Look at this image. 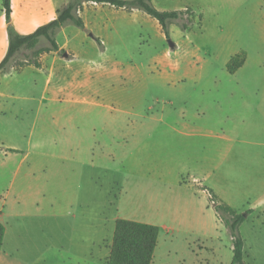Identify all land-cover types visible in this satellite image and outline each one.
<instances>
[{
    "label": "rangeland",
    "instance_id": "1",
    "mask_svg": "<svg viewBox=\"0 0 264 264\" xmlns=\"http://www.w3.org/2000/svg\"><path fill=\"white\" fill-rule=\"evenodd\" d=\"M68 1L13 0V26L19 33H31L54 19ZM152 2L162 10L190 8L192 13L170 24V36L162 37L150 15L145 20L110 5L85 2L79 13L86 27L69 23L56 35L65 52L44 53L41 68L22 66L32 50L20 52L0 71V142L21 146L27 139H83L77 151L92 158L94 185L123 175L131 186L134 174L160 161L173 160L177 170L203 171L202 184H217L226 201L246 215L240 227L245 264H264V0ZM48 45L43 38L37 47ZM8 47L0 0V62ZM240 51L247 52V60L231 74L227 63ZM72 83H84L77 86L80 101L52 97L54 89ZM137 135L154 141L144 143L146 150L140 154L125 153L118 142ZM224 136L237 139L231 182L205 173V164L194 159L202 153L193 157L186 140ZM107 152L114 161L106 159ZM136 180L158 200L171 198L151 177L137 175ZM147 193L140 202L125 204V210L135 215L151 211ZM165 203L161 212L155 209L179 231L170 239L162 236L154 264H231L232 236L211 204L206 218L182 223L172 218L177 209L173 199ZM108 227L97 250L102 262L113 236L112 223ZM61 264L71 260L62 258Z\"/></svg>",
    "mask_w": 264,
    "mask_h": 264
},
{
    "label": "crops",
    "instance_id": "2",
    "mask_svg": "<svg viewBox=\"0 0 264 264\" xmlns=\"http://www.w3.org/2000/svg\"><path fill=\"white\" fill-rule=\"evenodd\" d=\"M97 4L95 6L110 5L117 8L108 3ZM125 11L132 16L150 20L149 15H145L142 10ZM14 13L15 10L12 22L15 20ZM156 26L164 37L166 34L160 23ZM82 84L72 83L69 87L56 88L52 91V97L55 100L64 98L70 102L80 101L77 90ZM224 137L186 140L193 157L202 153L199 157L204 159H194L199 161L197 165L205 164V173L215 176L217 180L231 182V161L237 156V139ZM82 140L40 139L35 144L33 140L27 139L21 146L0 142V223L5 226L0 264H61L62 258L70 259L71 264H107L110 246L104 255L105 262H102L97 250L111 223L114 235L116 221L120 217L160 226L155 261L157 251L162 247V236L166 235L170 239L179 231L177 224L169 225L160 219L158 211H162L160 207L165 206V202L173 199L177 206L172 214L174 222H199L206 218V214L209 215V195L202 188L208 186L202 184L203 171L177 170L173 160L160 161L156 162L155 167L142 171V174H134L131 186L130 180L126 184L123 175L121 178L111 177L106 185L102 180L100 183L96 181L94 185L92 158H84L83 153L77 151ZM150 140L154 141L140 139L137 135L134 139L118 142V145L122 144L125 153L132 150L140 154L141 149L146 150L144 143L148 144ZM242 140L252 143L250 139ZM48 143L52 145L51 149L44 148ZM65 146L69 148L68 152L61 151ZM106 159L114 161L113 154L107 152ZM158 164L161 166L157 167ZM137 166L138 162H134V168ZM137 175L154 179L153 184L168 189L171 198L158 200L157 195L147 193L145 188L134 183H137ZM120 185L121 189L118 190ZM208 187H212L226 201L225 194L217 184ZM146 193L148 199L145 203L151 211L135 215L125 210V204L129 201L140 202Z\"/></svg>",
    "mask_w": 264,
    "mask_h": 264
},
{
    "label": "trees",
    "instance_id": "3",
    "mask_svg": "<svg viewBox=\"0 0 264 264\" xmlns=\"http://www.w3.org/2000/svg\"><path fill=\"white\" fill-rule=\"evenodd\" d=\"M9 33V47L0 62V71L7 70L13 59L23 50H32L22 66L34 65L42 67L39 57L44 53L62 51L56 39L59 30L69 23L85 28V21L79 10L85 2L108 3L117 8L131 11L142 10L155 18L163 28L167 37L170 36L169 25L185 14H191L190 8L178 10H162L157 8L152 0H70L57 10V15L51 21L39 26L33 32L22 34L13 26V0H2ZM186 26V25H184ZM183 26V27H184ZM45 38L50 45L38 48L40 41ZM247 60V52L240 51L233 55L227 63L228 72L234 74ZM2 147L0 146V149ZM15 151V149H9ZM209 195L210 204L214 207L220 220L229 229L233 240V259L231 264H245V239L240 227L246 215L239 213L235 207L226 202L212 187H202ZM251 211V210H250ZM161 228L157 224L142 222L127 218H118L110 246L107 264H154L155 252L158 246ZM5 226L0 223V249L4 244Z\"/></svg>",
    "mask_w": 264,
    "mask_h": 264
},
{
    "label": "water",
    "instance_id": "4",
    "mask_svg": "<svg viewBox=\"0 0 264 264\" xmlns=\"http://www.w3.org/2000/svg\"><path fill=\"white\" fill-rule=\"evenodd\" d=\"M169 45L173 48L175 46V43L172 40H169Z\"/></svg>",
    "mask_w": 264,
    "mask_h": 264
}]
</instances>
